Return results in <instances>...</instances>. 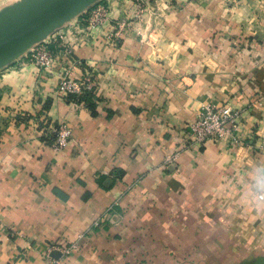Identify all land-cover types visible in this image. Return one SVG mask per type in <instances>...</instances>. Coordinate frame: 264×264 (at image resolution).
Returning <instances> with one entry per match:
<instances>
[{"label": "crops", "instance_id": "obj_1", "mask_svg": "<svg viewBox=\"0 0 264 264\" xmlns=\"http://www.w3.org/2000/svg\"><path fill=\"white\" fill-rule=\"evenodd\" d=\"M130 1L104 0L111 21L74 50L95 84L87 106L25 57L0 70V264H210L217 244L264 253V106H251L264 98V0H143L144 21L111 44ZM209 101L243 110L240 146L180 148ZM60 122L71 139L55 151ZM72 243L46 260L50 244Z\"/></svg>", "mask_w": 264, "mask_h": 264}, {"label": "built area", "instance_id": "obj_2", "mask_svg": "<svg viewBox=\"0 0 264 264\" xmlns=\"http://www.w3.org/2000/svg\"><path fill=\"white\" fill-rule=\"evenodd\" d=\"M132 11L126 20L118 21L112 26L113 32L105 38L109 43L115 44L121 39L123 32L131 23L144 21L148 11V5L143 0H131ZM111 21L109 6L104 0L93 5L84 15L68 24L63 30L50 35L44 42L34 46L25 56L40 73L57 72V93L66 101L71 103L80 102L86 93H94L95 84L92 73L76 71L83 67V62L74 57V50L77 46L87 44L86 37L94 35L100 28H103ZM82 36L81 40L73 43L71 38ZM25 59V60H26ZM253 109H261L264 106V98L255 101ZM243 110L233 105L205 102L200 105V110L194 121L186 126L185 140L180 148L196 149L203 147L209 142H222L229 140L232 145L240 146L238 136ZM51 147L55 151L67 147L71 139V128L65 122H60L52 131ZM180 149H175L164 157L163 164L171 166L175 164L180 155ZM78 248L77 243L57 247V244H50L46 254L49 262V253L59 250L63 256H68ZM53 262L50 264H55Z\"/></svg>", "mask_w": 264, "mask_h": 264}, {"label": "water", "instance_id": "obj_3", "mask_svg": "<svg viewBox=\"0 0 264 264\" xmlns=\"http://www.w3.org/2000/svg\"><path fill=\"white\" fill-rule=\"evenodd\" d=\"M102 0H21L0 10V70ZM53 256H58L54 252Z\"/></svg>", "mask_w": 264, "mask_h": 264}, {"label": "rangeland", "instance_id": "obj_4", "mask_svg": "<svg viewBox=\"0 0 264 264\" xmlns=\"http://www.w3.org/2000/svg\"><path fill=\"white\" fill-rule=\"evenodd\" d=\"M20 1L21 0H0V10L7 6L14 5ZM188 1L191 2L192 0ZM27 60L28 59L25 61L28 62ZM201 242H203V240ZM216 247L217 250L214 253H210V264H264V253L262 252H245L243 250L241 251L238 247L232 248V250H226L222 244H217ZM198 256L202 262V257L200 255Z\"/></svg>", "mask_w": 264, "mask_h": 264}, {"label": "trees", "instance_id": "obj_5", "mask_svg": "<svg viewBox=\"0 0 264 264\" xmlns=\"http://www.w3.org/2000/svg\"><path fill=\"white\" fill-rule=\"evenodd\" d=\"M91 98H92V93H86L84 97L80 100L86 103V106H87Z\"/></svg>", "mask_w": 264, "mask_h": 264}]
</instances>
